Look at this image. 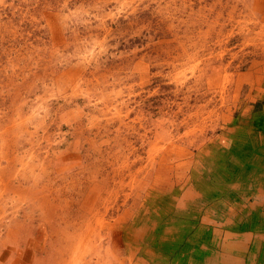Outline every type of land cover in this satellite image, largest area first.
<instances>
[{
	"label": "rangeland",
	"instance_id": "374dc122",
	"mask_svg": "<svg viewBox=\"0 0 264 264\" xmlns=\"http://www.w3.org/2000/svg\"><path fill=\"white\" fill-rule=\"evenodd\" d=\"M263 75L264 0H0V264H135Z\"/></svg>",
	"mask_w": 264,
	"mask_h": 264
},
{
	"label": "crops",
	"instance_id": "0c3cea01",
	"mask_svg": "<svg viewBox=\"0 0 264 264\" xmlns=\"http://www.w3.org/2000/svg\"><path fill=\"white\" fill-rule=\"evenodd\" d=\"M257 82L261 96L186 162L189 182L151 190L157 202L139 220L150 230L127 228L131 262L264 264V75Z\"/></svg>",
	"mask_w": 264,
	"mask_h": 264
},
{
	"label": "bare ground",
	"instance_id": "6f19581e",
	"mask_svg": "<svg viewBox=\"0 0 264 264\" xmlns=\"http://www.w3.org/2000/svg\"><path fill=\"white\" fill-rule=\"evenodd\" d=\"M38 196V195H37ZM85 240V239H84ZM84 240H82V241H84ZM87 240V239H86ZM81 243V242H80ZM83 243V242H82ZM76 244V243H75ZM76 247V246H75ZM78 247V246H77ZM77 247H76V250H77ZM75 255V254H74ZM73 256V255H72ZM71 260H72V258H71Z\"/></svg>",
	"mask_w": 264,
	"mask_h": 264
}]
</instances>
